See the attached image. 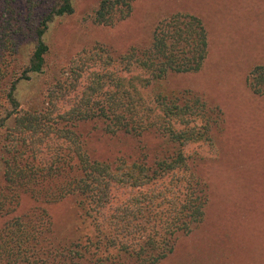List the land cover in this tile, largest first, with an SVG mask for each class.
<instances>
[{
	"label": "trees",
	"instance_id": "obj_1",
	"mask_svg": "<svg viewBox=\"0 0 264 264\" xmlns=\"http://www.w3.org/2000/svg\"><path fill=\"white\" fill-rule=\"evenodd\" d=\"M135 1L100 0L91 22L114 26ZM72 12V0H0V264H160L202 223L208 202L183 149L212 145L222 113L195 92L158 87L171 74L201 70L205 26L175 13L147 46L119 55L100 44L82 49L47 86L46 107H22L18 86L45 72L49 25ZM246 85L264 95V65L252 67ZM90 121L110 135L152 134L177 151L152 165L93 159L77 132ZM25 198L33 204L18 213ZM69 198L77 221L61 240L47 207Z\"/></svg>",
	"mask_w": 264,
	"mask_h": 264
},
{
	"label": "rangeland",
	"instance_id": "obj_2",
	"mask_svg": "<svg viewBox=\"0 0 264 264\" xmlns=\"http://www.w3.org/2000/svg\"><path fill=\"white\" fill-rule=\"evenodd\" d=\"M99 1L72 0L73 12L52 21L44 36L49 50L45 72L18 86L20 105L46 107L47 86L82 49L100 44L119 55L149 45L154 27L170 15L198 17L208 36L203 67L197 73L171 74L158 87L163 93L195 92L223 118L212 145L183 149L208 202L202 223L180 235L160 264H264V95L253 94L246 85L252 67L264 65V0H136L131 15L111 27L91 22ZM30 40L22 49L25 55L31 51ZM77 132L90 157L101 161L123 157L152 165L177 151L152 134L110 135L91 121L80 124ZM32 204L25 198L18 213ZM47 209L55 235L71 239L77 221L74 199ZM3 222L0 217V227Z\"/></svg>",
	"mask_w": 264,
	"mask_h": 264
}]
</instances>
